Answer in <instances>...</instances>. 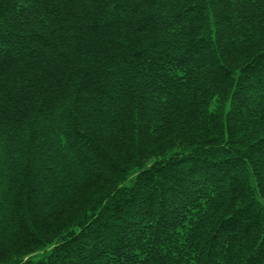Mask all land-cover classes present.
Instances as JSON below:
<instances>
[{
	"label": "trees",
	"instance_id": "16d2710c",
	"mask_svg": "<svg viewBox=\"0 0 264 264\" xmlns=\"http://www.w3.org/2000/svg\"><path fill=\"white\" fill-rule=\"evenodd\" d=\"M0 264H264V0H0Z\"/></svg>",
	"mask_w": 264,
	"mask_h": 264
}]
</instances>
